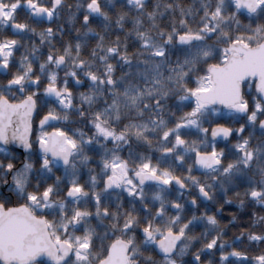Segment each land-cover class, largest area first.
Returning a JSON list of instances; mask_svg holds the SVG:
<instances>
[{
    "label": "snow or ice",
    "instance_id": "6c2138e0",
    "mask_svg": "<svg viewBox=\"0 0 264 264\" xmlns=\"http://www.w3.org/2000/svg\"><path fill=\"white\" fill-rule=\"evenodd\" d=\"M0 264H264V0H0Z\"/></svg>",
    "mask_w": 264,
    "mask_h": 264
},
{
    "label": "trees",
    "instance_id": "16d2710c",
    "mask_svg": "<svg viewBox=\"0 0 264 264\" xmlns=\"http://www.w3.org/2000/svg\"><path fill=\"white\" fill-rule=\"evenodd\" d=\"M236 234H237V229L233 228L231 232L229 233V235L226 237V239L231 240L233 236ZM251 254H255V253H251Z\"/></svg>",
    "mask_w": 264,
    "mask_h": 264
}]
</instances>
